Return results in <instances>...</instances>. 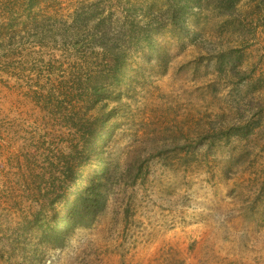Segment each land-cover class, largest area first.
<instances>
[{"label":"rangeland","instance_id":"374dc122","mask_svg":"<svg viewBox=\"0 0 264 264\" xmlns=\"http://www.w3.org/2000/svg\"><path fill=\"white\" fill-rule=\"evenodd\" d=\"M118 52L102 172L72 88ZM61 155L109 198L55 241ZM0 264H264V0H0Z\"/></svg>","mask_w":264,"mask_h":264},{"label":"trees","instance_id":"16d2710c","mask_svg":"<svg viewBox=\"0 0 264 264\" xmlns=\"http://www.w3.org/2000/svg\"><path fill=\"white\" fill-rule=\"evenodd\" d=\"M146 40L148 41L149 46L152 49H158V45L156 41L153 40L152 36H148ZM104 44L106 45V43ZM164 49L159 48L156 55L164 52ZM113 60V65L115 66V68L108 70L105 69L104 72L101 71V73L97 77L99 81H97L95 84L89 85V82L85 84L83 81L81 82L80 79L78 86L72 88L79 92V94L77 95V99L78 96H80L81 98H87L85 101V105H94L100 107L101 112L99 116L95 117L92 115L89 117L88 115H84L83 117H81V114L77 113L73 118L74 121L71 120L70 122L71 128H76V131L82 132L88 139V151L89 154L92 155V158H90V162L92 163L89 166L96 165L102 172L109 171V165L106 159H99V155H97L96 149L94 148V143L99 142V139L101 138V131L103 129L112 128V124L109 125V116L107 117L103 113L105 104L110 100V97H106V92L108 90L107 85L103 80L107 79L111 80L114 83H117L123 81L126 77L125 65L127 62V57H124L123 53L118 52ZM73 100L74 97L69 100V104L72 105ZM60 110H58V112ZM104 145L105 143L102 142V149ZM55 160H57L60 164V168H58V174L59 178L62 179L63 182L60 186H57L55 184V181L50 182L47 193L42 197H45L46 199L54 198L52 201H58L59 203H61L63 205V208L67 212V216L65 218L59 219L49 227L51 237L56 239L55 241H58L67 236V234L69 233V228L74 225L76 221L84 222L87 217H95L98 213L102 212L103 208L106 207L109 198V191L107 190L108 188L106 187V185H104L100 181L101 171H96V175L93 179H91V183L86 186V169L84 167H80V163L76 161V158L70 159V157L61 155L55 157ZM37 176L43 179L44 177H46V173L43 174L42 172H38L37 167ZM60 189L62 190V193ZM72 191L81 198L79 207L72 206L70 204V198L74 195ZM35 216L36 219L40 218L39 215Z\"/></svg>","mask_w":264,"mask_h":264}]
</instances>
